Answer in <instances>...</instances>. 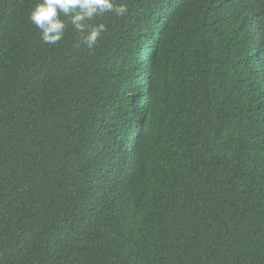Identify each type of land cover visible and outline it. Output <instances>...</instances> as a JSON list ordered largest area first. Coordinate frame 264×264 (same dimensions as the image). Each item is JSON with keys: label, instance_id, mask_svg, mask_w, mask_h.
Masks as SVG:
<instances>
[{"label": "trees", "instance_id": "1", "mask_svg": "<svg viewBox=\"0 0 264 264\" xmlns=\"http://www.w3.org/2000/svg\"><path fill=\"white\" fill-rule=\"evenodd\" d=\"M39 2L0 0V264H264V0H114L92 50Z\"/></svg>", "mask_w": 264, "mask_h": 264}, {"label": "clouds", "instance_id": "2", "mask_svg": "<svg viewBox=\"0 0 264 264\" xmlns=\"http://www.w3.org/2000/svg\"><path fill=\"white\" fill-rule=\"evenodd\" d=\"M127 12L126 4H116L114 0H41L30 11L29 20L40 30L45 44L56 45L64 38L66 28L65 20L61 17L69 18L82 43L92 50L106 31V26L103 23L93 25L89 21L105 13L124 17Z\"/></svg>", "mask_w": 264, "mask_h": 264}]
</instances>
